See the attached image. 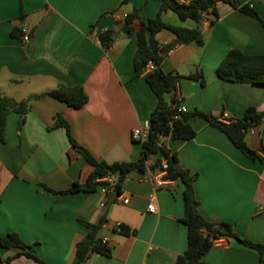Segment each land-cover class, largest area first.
Returning <instances> with one entry per match:
<instances>
[{"label":"crops","instance_id":"0c3cea01","mask_svg":"<svg viewBox=\"0 0 264 264\" xmlns=\"http://www.w3.org/2000/svg\"><path fill=\"white\" fill-rule=\"evenodd\" d=\"M235 3L250 6L260 19L225 2L217 3L218 17L212 23L211 17L182 20L171 9L161 13L165 23L199 28L202 35L200 44L174 45L159 63L164 72L182 76L177 88L188 112L217 118L226 112L233 120L247 106L264 110V84L226 81L216 73L231 49L264 54V0ZM159 5V0H0V97L28 99L23 124L18 127L20 113L9 111L0 134V237L17 233L28 251L48 264H72L76 243L89 231L83 222L97 223L101 216L107 222L100 235L108 234L110 253H92L84 264H175L186 248L187 227L180 221L182 185L157 169L147 168L144 175L129 171L120 193L110 195L103 208L99 204L106 194L100 187L52 192L75 181L84 183L93 170L71 147L65 127L53 126L58 114L75 142L95 159L127 163L140 157L141 142L131 133L149 120L157 97L146 72L134 67L137 36L127 35L121 21L133 10L141 18L154 17ZM17 22L29 31V41L10 35ZM109 29L115 31L114 39L104 48L99 35ZM155 38L163 45L175 36L162 29ZM60 84L81 86L86 102L75 108L50 95ZM190 124L195 130L191 138L168 137L165 146L195 175L192 189L200 214L230 223L238 236L264 244V121L245 134L246 144L263 162L247 157L204 118H192ZM159 157L161 163L165 160L158 153L147 164ZM115 221L134 232H113ZM12 253L0 246V264ZM201 260L264 264V253L228 237L219 239ZM3 264L40 263L19 255Z\"/></svg>","mask_w":264,"mask_h":264},{"label":"trees","instance_id":"16d2710c","mask_svg":"<svg viewBox=\"0 0 264 264\" xmlns=\"http://www.w3.org/2000/svg\"><path fill=\"white\" fill-rule=\"evenodd\" d=\"M159 2V9L154 17L141 18L137 11L133 10L125 14L121 21L122 29L127 35L135 34L137 36L138 43L134 54L135 69L143 68L149 60L155 64L154 69L148 71L145 75L147 83L157 97V102L148 120V135L144 140L140 141L142 147L140 157L134 162L127 163H107L103 160L95 159L85 148L75 142L68 123L58 114L53 126L65 127L71 147L85 158L93 167V170L84 183L75 181L66 189L52 190V192L56 194L79 190L91 192L99 187H106L109 191V197L112 195V192L119 194L121 182L128 176L130 170H135L138 174L144 175L147 168H151L153 171L160 168V157L155 159L151 165L147 164L152 155L160 153L165 158L167 164L163 177L177 180L182 185L183 215L180 221L187 227V244L183 253L177 256L175 264H203L201 258L215 244V241L228 237L235 238L244 245L254 248L259 254H262L264 253V244L238 236L230 223L209 221L200 214L198 201L192 189L195 175L178 164L174 152L167 149L165 145L159 146L157 144L158 134L160 133L176 139L191 138L195 134V130L190 124V119L202 117L225 133L234 146L247 157L253 160L259 159L263 162V159L246 144L245 134L250 127L264 121V110L258 111L253 106H247L241 117L228 122L220 121L217 117L199 111L186 112L180 118L174 119L173 115L176 112L178 102L173 95V91L177 88L182 76L178 73L164 72L159 67L163 56L174 45L190 41H195L198 44L202 42L199 28L177 27L162 21L161 13L164 10L171 9L182 20L189 18L196 22H201L203 19L211 17L209 22L212 23L218 17L217 3L225 2L257 19L260 18L250 6H238L235 0H159ZM22 18L23 15L21 14L20 19ZM135 20L139 21L138 29H135ZM162 29L174 34L175 38L166 44L160 45L155 35ZM10 35L22 42L19 22L15 23ZM114 35L115 31L113 29L103 31L99 35L101 45L104 48L109 47L114 39ZM216 73L220 79L226 81L264 84V54L246 55L237 49H231L217 65ZM190 77L197 78L198 76L191 75ZM49 94L75 108L82 106L87 100V96L81 86L66 87L60 84L56 89L50 91ZM27 108L28 99L15 102L10 98L1 96L0 134L2 133L5 118L9 111L20 113L18 122V127H20L24 122ZM107 177H114L116 179L111 182L104 179ZM106 222L107 219L104 216H101L97 223L83 222L89 228V231L85 237L76 243L72 264H84L92 253L109 255L110 249L102 241L100 235L103 224ZM112 231L115 232L113 229ZM118 232L129 234L134 231H131L126 225L121 224ZM0 246L6 250H13V253L4 259L2 264L9 262L19 255L30 257L40 264H48L29 252L28 245L15 232H8L6 235L1 236Z\"/></svg>","mask_w":264,"mask_h":264},{"label":"built area","instance_id":"2783aa9c","mask_svg":"<svg viewBox=\"0 0 264 264\" xmlns=\"http://www.w3.org/2000/svg\"><path fill=\"white\" fill-rule=\"evenodd\" d=\"M124 16H125V14L123 15V17ZM29 39H30L29 31H27V29L24 26H22L21 27V40H22V42L25 43V42L29 41ZM154 67H155L154 62L149 60V61H147V63L145 64V66L142 69H143L144 72L147 73L148 71L154 69ZM173 95H174V97L176 98V100L178 102L177 108H176V112L173 115V118L177 119V118H180L183 113L188 112V110H187L186 106L182 103L181 94H180L178 88H176L173 91ZM218 119L220 121H230L229 115L226 112H223L218 117ZM148 131H149V121L147 120V121H144V123L140 127H136V128H134L132 130L131 137H132L133 140L142 141V140H144L147 137ZM168 137L169 136L164 135L162 133L158 134L157 144L159 146L165 145V141H166V139H168ZM166 169H167V164H166V160H164L161 163V167L157 169L156 173L164 175ZM107 178H109V177H107ZM100 189L106 194L105 200L100 202V204H99V207L103 208L104 205H105V201H107L108 198H109V191H108V189H106V187H100ZM127 201H128L127 197H124L122 199L123 203H127ZM148 210L153 211V204L148 205ZM121 224L122 223L120 221L113 222L112 229L115 232H118L120 230V225ZM102 241L108 245V241H109L108 234L102 236ZM218 241L219 240H216L215 243L218 242Z\"/></svg>","mask_w":264,"mask_h":264},{"label":"water","instance_id":"95a60500","mask_svg":"<svg viewBox=\"0 0 264 264\" xmlns=\"http://www.w3.org/2000/svg\"><path fill=\"white\" fill-rule=\"evenodd\" d=\"M131 175H137L138 173L135 170H130ZM118 194L117 192H112V197H116Z\"/></svg>","mask_w":264,"mask_h":264}]
</instances>
